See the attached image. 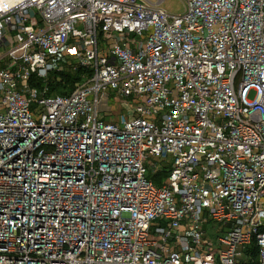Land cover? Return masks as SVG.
<instances>
[{"label":"built area","instance_id":"2783aa9c","mask_svg":"<svg viewBox=\"0 0 264 264\" xmlns=\"http://www.w3.org/2000/svg\"><path fill=\"white\" fill-rule=\"evenodd\" d=\"M183 1H0V264H264V0Z\"/></svg>","mask_w":264,"mask_h":264},{"label":"trees","instance_id":"16d2710c","mask_svg":"<svg viewBox=\"0 0 264 264\" xmlns=\"http://www.w3.org/2000/svg\"><path fill=\"white\" fill-rule=\"evenodd\" d=\"M61 64L62 70L52 72L46 82L33 77L31 84L41 91L47 89L48 96H68L73 93L78 84L91 76L90 70L77 66L68 59H62ZM167 173L166 170H163L156 175L157 186L161 185V179H165Z\"/></svg>","mask_w":264,"mask_h":264},{"label":"rangeland","instance_id":"374dc122","mask_svg":"<svg viewBox=\"0 0 264 264\" xmlns=\"http://www.w3.org/2000/svg\"><path fill=\"white\" fill-rule=\"evenodd\" d=\"M145 1V0H144ZM149 2H151V3H155V2H157L158 0H148ZM162 7L169 13V14H171V15H174V16H178V15H181V14H183V12H184V10H185V3H184V1L183 0H165V2L163 3V5H162ZM142 38L141 37H138V40H141ZM67 59V58H66ZM68 60H70V61H72L71 59H68ZM108 93H109V91H108ZM110 93H112V91H110ZM256 96V94L254 93V92H252L250 95H249V100L251 101V102H253V101H255V97ZM112 105H113V107H114V113H113V115H114V117H116V118H121V116H122V113H123V109H124V107L122 106L121 108L118 106V104L117 103H115V102H113L112 103ZM126 115V117H128L129 116V111L127 112V113H125ZM124 115V114H123ZM155 162H157L158 164H160L159 163V161H155ZM154 176L152 175V173H149L148 174V179H154V181H157V178L155 179V178H153ZM161 180H163V179H161Z\"/></svg>","mask_w":264,"mask_h":264},{"label":"crops","instance_id":"0c3cea01","mask_svg":"<svg viewBox=\"0 0 264 264\" xmlns=\"http://www.w3.org/2000/svg\"><path fill=\"white\" fill-rule=\"evenodd\" d=\"M115 102L118 104V106L121 108L122 106L124 107L123 109V113L122 116H125L128 111L127 105H128V100L126 99H122V98H118L115 94H110L108 97L104 98V100L102 101V112L104 114V119L107 122H117L119 121L120 118H116L114 117L113 113H114V107L112 105V103ZM124 114V115H123ZM130 116V115H129ZM128 116V117H129ZM126 117V116H125ZM126 117V118H128Z\"/></svg>","mask_w":264,"mask_h":264},{"label":"clouds","instance_id":"9594fccd","mask_svg":"<svg viewBox=\"0 0 264 264\" xmlns=\"http://www.w3.org/2000/svg\"><path fill=\"white\" fill-rule=\"evenodd\" d=\"M5 7H7V6H5Z\"/></svg>","mask_w":264,"mask_h":264},{"label":"bare ground","instance_id":"6f19581e","mask_svg":"<svg viewBox=\"0 0 264 264\" xmlns=\"http://www.w3.org/2000/svg\"><path fill=\"white\" fill-rule=\"evenodd\" d=\"M1 1V0H0Z\"/></svg>","mask_w":264,"mask_h":264}]
</instances>
